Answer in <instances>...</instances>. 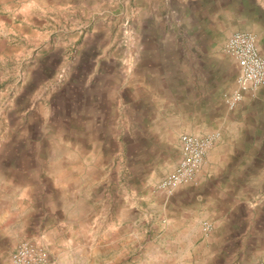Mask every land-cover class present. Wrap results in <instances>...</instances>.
<instances>
[{"label": "rangeland", "instance_id": "rangeland-1", "mask_svg": "<svg viewBox=\"0 0 264 264\" xmlns=\"http://www.w3.org/2000/svg\"><path fill=\"white\" fill-rule=\"evenodd\" d=\"M234 30L264 45V0H0V264L262 256L264 85L226 105ZM184 132L217 137L167 195Z\"/></svg>", "mask_w": 264, "mask_h": 264}, {"label": "built area", "instance_id": "built-area-1", "mask_svg": "<svg viewBox=\"0 0 264 264\" xmlns=\"http://www.w3.org/2000/svg\"><path fill=\"white\" fill-rule=\"evenodd\" d=\"M222 50L237 65L235 85L225 95V103L234 109L246 93H253L264 85V56L259 51L256 35L248 30H234L225 39ZM216 134L199 136L181 133L178 138L180 156L172 170L162 176L156 188L171 195L178 187L194 180L207 151L216 139ZM207 233L212 229L209 222H203ZM44 249L30 241H22L10 254L11 264H49ZM252 264H264V254Z\"/></svg>", "mask_w": 264, "mask_h": 264}, {"label": "crops", "instance_id": "crops-1", "mask_svg": "<svg viewBox=\"0 0 264 264\" xmlns=\"http://www.w3.org/2000/svg\"><path fill=\"white\" fill-rule=\"evenodd\" d=\"M257 45H258V48H259V51L263 54L264 53V45H263V43H261V41L258 39L257 40ZM234 61V60H233ZM235 62V61H234ZM235 68H236V72H237V65H236V63H235ZM211 152V151H210ZM210 152H208V154H207V156H206V159L208 160V158H209V154H210ZM3 188L2 187H0V194H2L3 193V190H2ZM2 197V196H1ZM0 203H2L1 201H0ZM1 210V209H0ZM225 217H223V218H221L220 219V223L221 222H223V224H224V221L222 220V219H224ZM222 224V225H223ZM249 233H251V231L250 230H244L243 231V234L245 235H249ZM2 235H3V231L0 229V239L2 238ZM1 247V246H0Z\"/></svg>", "mask_w": 264, "mask_h": 264}]
</instances>
